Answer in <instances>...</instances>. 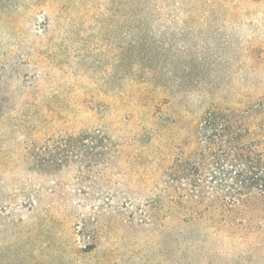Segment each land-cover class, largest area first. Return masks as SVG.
Listing matches in <instances>:
<instances>
[{
	"label": "rangeland",
	"instance_id": "obj_1",
	"mask_svg": "<svg viewBox=\"0 0 264 264\" xmlns=\"http://www.w3.org/2000/svg\"><path fill=\"white\" fill-rule=\"evenodd\" d=\"M263 167L264 0H0V264H264Z\"/></svg>",
	"mask_w": 264,
	"mask_h": 264
},
{
	"label": "trees",
	"instance_id": "obj_2",
	"mask_svg": "<svg viewBox=\"0 0 264 264\" xmlns=\"http://www.w3.org/2000/svg\"><path fill=\"white\" fill-rule=\"evenodd\" d=\"M205 127L208 131H211L212 135H206V139L208 141H219V139L223 136H226L225 133H228L227 136L230 142V152L232 158L237 160L239 158L240 153L238 152L239 146L236 144V141L239 140L241 134L239 131L233 130V125L231 121V117H223L218 111L212 110L209 111L205 118ZM214 143V142H213ZM192 158L191 156H182V158H178L174 165L171 167L169 176L172 179H180L187 178L189 181L192 180ZM261 169V168H260ZM262 172L264 173V167L262 168ZM262 181L264 178L261 177ZM264 186V182L262 183Z\"/></svg>",
	"mask_w": 264,
	"mask_h": 264
}]
</instances>
